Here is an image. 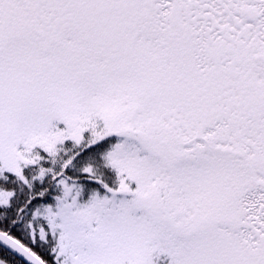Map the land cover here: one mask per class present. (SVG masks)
I'll return each mask as SVG.
<instances>
[{"label":"snow or ice","instance_id":"6c2138e0","mask_svg":"<svg viewBox=\"0 0 264 264\" xmlns=\"http://www.w3.org/2000/svg\"><path fill=\"white\" fill-rule=\"evenodd\" d=\"M0 264H264V0H0Z\"/></svg>","mask_w":264,"mask_h":264}]
</instances>
